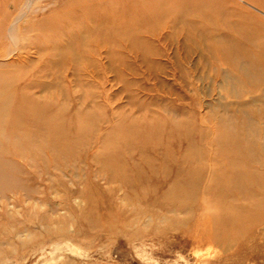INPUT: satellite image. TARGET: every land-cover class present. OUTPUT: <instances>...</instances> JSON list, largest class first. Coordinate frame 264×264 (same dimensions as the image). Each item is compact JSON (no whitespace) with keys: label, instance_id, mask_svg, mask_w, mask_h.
I'll use <instances>...</instances> for the list:
<instances>
[{"label":"rangeland","instance_id":"1","mask_svg":"<svg viewBox=\"0 0 264 264\" xmlns=\"http://www.w3.org/2000/svg\"><path fill=\"white\" fill-rule=\"evenodd\" d=\"M0 182V264H264V0H0Z\"/></svg>","mask_w":264,"mask_h":264},{"label":"bare ground","instance_id":"2","mask_svg":"<svg viewBox=\"0 0 264 264\" xmlns=\"http://www.w3.org/2000/svg\"><path fill=\"white\" fill-rule=\"evenodd\" d=\"M110 24H112V23L110 22ZM130 32H128L127 30L121 29V28H115V27L113 28V25H110V26L106 27L105 30L101 29L100 35L102 36V39H105L103 41H106L107 43L110 44L113 42V40L115 38L121 37V35H124V34L128 35ZM128 36H130V35H128ZM226 130L227 129H224V131H223L224 133L222 135L227 136V140L225 139L224 141H222L220 143L217 142V143H218L219 147H222V146L228 147V150H229V147L231 145L232 151H230L229 154L231 156L230 160L233 161L235 159V157H233L232 155L235 154V151H236L235 148L238 145H242L241 144L242 141H239L238 138L230 135V133L227 134ZM191 149H192V153H196V150L193 149V145H191ZM237 177H238L237 173L233 174L232 180H237L238 179ZM137 181L138 180H120V182L127 183L130 185H132L134 183H138ZM198 182H199L198 180H179V178L177 180H172V182L169 184V186L164 191L161 192L160 198H165V199L171 200V202H172L171 207L174 206L178 209L181 208V210H185L188 207V202L191 201L193 192L196 191V188H198L197 187V185H199ZM2 186L4 187L3 184H2ZM5 186H7V185H5ZM129 188H132V186H130ZM132 189H133L132 190L133 192L136 190V188L134 186ZM133 197H136V196H133ZM194 198H192V199H194ZM146 199H148V198L146 197ZM143 200H144V198H143ZM92 203H95V202L92 201ZM92 205L94 206V204H92ZM89 206H91V205H89ZM90 210L92 211V209H90ZM213 215H214L213 221H211V222H214V226H212L214 228L211 230L212 232L208 231L209 233L206 235L207 240L214 241V242L224 241L225 239L227 240L228 233H230L232 231L231 232V234H232L234 230H235L234 233H236L239 236L240 230H241L240 226L244 223L243 222L244 221L243 215L240 212L231 211V209L228 207V205H223V206H221V209H217V211H215V214L213 213ZM209 228L210 227H208V229ZM203 235H202V237H204ZM234 236H236V235H234ZM234 238H236V237H234ZM69 247H70V244H68L65 241H62L57 245L56 249H58L60 251L61 250L65 251ZM48 253H51V252H48ZM3 264H6V263H3Z\"/></svg>","mask_w":264,"mask_h":264}]
</instances>
